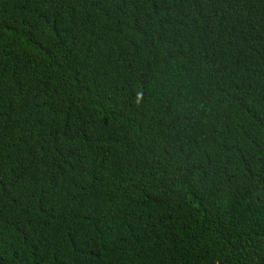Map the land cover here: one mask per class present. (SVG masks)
Returning a JSON list of instances; mask_svg holds the SVG:
<instances>
[{
    "label": "trees",
    "instance_id": "16d2710c",
    "mask_svg": "<svg viewBox=\"0 0 264 264\" xmlns=\"http://www.w3.org/2000/svg\"><path fill=\"white\" fill-rule=\"evenodd\" d=\"M0 264H264V0H0Z\"/></svg>",
    "mask_w": 264,
    "mask_h": 264
}]
</instances>
